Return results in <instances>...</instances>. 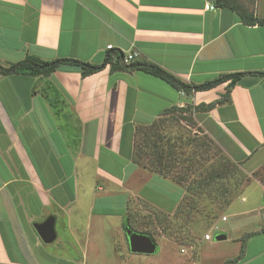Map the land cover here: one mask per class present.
I'll return each instance as SVG.
<instances>
[{
  "label": "crops",
  "instance_id": "1",
  "mask_svg": "<svg viewBox=\"0 0 264 264\" xmlns=\"http://www.w3.org/2000/svg\"><path fill=\"white\" fill-rule=\"evenodd\" d=\"M262 1L253 9L258 18ZM207 2L215 9H205ZM111 49L135 52L199 84L264 71V26L246 24L215 0H0L2 64L27 55L99 64ZM227 84L185 92L142 70L111 73L109 64L85 77L67 65L47 78L0 75V264H264V220L255 221L251 209L233 213L232 225H218L222 240L200 235L187 243L161 235L158 258L131 252L119 229L124 182L137 169L131 159L136 126L172 106L216 101ZM65 105L73 120L60 114ZM193 118L245 172L264 166V76H241L227 100ZM77 176L85 177V201L73 213ZM258 187L264 193L261 183L249 191ZM15 192L25 199L16 211L5 200ZM263 202L257 198L254 209ZM49 204L63 209L67 230L76 231L54 248L24 216Z\"/></svg>",
  "mask_w": 264,
  "mask_h": 264
},
{
  "label": "rangeland",
  "instance_id": "2",
  "mask_svg": "<svg viewBox=\"0 0 264 264\" xmlns=\"http://www.w3.org/2000/svg\"><path fill=\"white\" fill-rule=\"evenodd\" d=\"M227 1L241 11L252 13L256 2ZM261 5L264 10V0ZM61 109H65L60 113L65 118L74 119L66 105ZM194 113L189 104L185 111L163 113L138 128L133 151L137 169L124 182L126 209L124 219L119 221L120 232L128 224L133 230L150 235L158 246L161 235H180L182 242L190 243L195 237L210 233L215 241L214 236L221 232L218 225H232V214L241 208L251 209L252 216L257 217L255 221H260L259 217L264 220V206L254 209L255 201L262 200L264 193L259 187L249 191L258 183L264 184V166L245 172L197 127ZM77 178L81 184L77 185L73 213L85 201L82 191L85 177ZM6 195V203L9 200L14 211L25 200L18 192ZM244 197L247 202L243 201ZM1 213L4 214L2 208ZM24 214L30 222L42 221L51 214L56 216L57 239L46 247L54 248L58 240L76 233L74 228L71 232L67 230L63 209L52 204L38 209L36 214L28 209ZM223 216H227L226 221H221ZM150 255L158 258V247Z\"/></svg>",
  "mask_w": 264,
  "mask_h": 264
},
{
  "label": "trees",
  "instance_id": "3",
  "mask_svg": "<svg viewBox=\"0 0 264 264\" xmlns=\"http://www.w3.org/2000/svg\"><path fill=\"white\" fill-rule=\"evenodd\" d=\"M215 3L217 4V6L227 7L232 10H235L239 14L243 22H245L246 24L249 25L258 24L264 26V17L258 18L254 16L252 12L241 11L227 0H215ZM125 55L126 54H124L119 49L108 50L103 58V61L99 64L90 63L88 61H83L74 57H61L52 60H44L36 56L27 55L23 59L18 60L16 62H9L7 64L0 63V75L6 76L10 74H23L32 77L47 78L58 67H61L62 65H67L70 67L77 68L80 72V75L82 77H85L99 70H102L107 64H109V72L111 73L121 70L124 71L142 70L164 80L175 89L182 90L185 92L208 90L228 80L226 92L219 99L208 104H199L196 106L192 105L194 111L200 109L209 110L210 108H213L217 103H221L227 100L229 98L230 88L234 86V84L240 79L241 76L245 74L264 76V71L236 72V73L219 75L211 80H207L199 84H190L182 81L180 78H178L168 70L164 69L158 64L149 61L147 59H138L134 57L133 59L125 62L124 61ZM47 87H51V85L48 84ZM187 107L188 105L185 107L172 106L170 108L165 109L162 113L159 114V116L162 115L163 113H167L173 110L185 111ZM142 126H146V125H137L135 128L131 159L134 156L133 151L135 145V136L138 132V128ZM132 161H134V158L132 159ZM169 166L171 165H167V167ZM242 254H243V247L241 248L236 258L241 256Z\"/></svg>",
  "mask_w": 264,
  "mask_h": 264
},
{
  "label": "water",
  "instance_id": "4",
  "mask_svg": "<svg viewBox=\"0 0 264 264\" xmlns=\"http://www.w3.org/2000/svg\"><path fill=\"white\" fill-rule=\"evenodd\" d=\"M264 201V196H263ZM33 227L41 241L45 244L52 243L57 236L56 232V216L48 215L40 222H34ZM128 248L133 253L152 254L157 250V244L153 238L143 232L133 230L126 224L123 228ZM215 240L225 239V234L218 233L214 236Z\"/></svg>",
  "mask_w": 264,
  "mask_h": 264
},
{
  "label": "built area",
  "instance_id": "5",
  "mask_svg": "<svg viewBox=\"0 0 264 264\" xmlns=\"http://www.w3.org/2000/svg\"><path fill=\"white\" fill-rule=\"evenodd\" d=\"M204 8L213 10V9H215V6L213 4L207 2V3H205ZM107 48H110V45H108ZM134 57H136V53L135 52L127 53L125 55L124 61L127 62V61L133 59ZM221 219L224 220L225 217L223 216V217H221ZM209 238H211V234L210 233L209 234H205V239H209Z\"/></svg>",
  "mask_w": 264,
  "mask_h": 264
}]
</instances>
